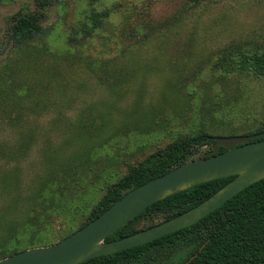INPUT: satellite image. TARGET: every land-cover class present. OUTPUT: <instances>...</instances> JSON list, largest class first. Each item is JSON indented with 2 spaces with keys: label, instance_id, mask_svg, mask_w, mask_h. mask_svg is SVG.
Listing matches in <instances>:
<instances>
[{
  "label": "rangeland",
  "instance_id": "rangeland-1",
  "mask_svg": "<svg viewBox=\"0 0 264 264\" xmlns=\"http://www.w3.org/2000/svg\"><path fill=\"white\" fill-rule=\"evenodd\" d=\"M91 9L108 15L82 37ZM34 10L19 46L11 16ZM234 43L264 48V0H0V250L66 236L128 164L206 121L264 120L263 78L209 66Z\"/></svg>",
  "mask_w": 264,
  "mask_h": 264
},
{
  "label": "trees",
  "instance_id": "trees-1",
  "mask_svg": "<svg viewBox=\"0 0 264 264\" xmlns=\"http://www.w3.org/2000/svg\"><path fill=\"white\" fill-rule=\"evenodd\" d=\"M37 3L43 7L47 0H37ZM40 15L41 12L34 10L11 16V34L19 46L27 45L39 37ZM107 15L108 9H91L88 14L89 24L80 27L82 37L91 35ZM67 39L71 40L72 36ZM209 66L211 70L224 75L249 73L264 79V48L257 51L237 43L230 44L214 52ZM241 115L238 118L234 112L228 111L206 121L194 133L156 148L142 159L128 164L121 176L106 185L74 230L96 217L127 190L191 159L208 156L215 136L238 135L240 132L237 130L247 128L244 126L250 117L247 114ZM254 122L252 128L240 134L260 133L256 139L264 138V120L255 119ZM213 126L225 132L212 133L207 127ZM218 150L224 149L219 147ZM232 177L229 175L208 180L157 200L106 236L105 240L117 239L171 218L208 197ZM25 248H12L8 251L2 249L0 259ZM179 251L183 253V258L174 264H264V178L247 185L187 227L76 264H166L165 261Z\"/></svg>",
  "mask_w": 264,
  "mask_h": 264
},
{
  "label": "water",
  "instance_id": "water-1",
  "mask_svg": "<svg viewBox=\"0 0 264 264\" xmlns=\"http://www.w3.org/2000/svg\"><path fill=\"white\" fill-rule=\"evenodd\" d=\"M260 133L219 135L206 157L191 159L127 190L96 217L61 239L0 259V264H76L151 241L187 227L247 185L264 178V138ZM219 147L224 150L219 151ZM233 175L208 197L148 228L105 240L151 203L190 186Z\"/></svg>",
  "mask_w": 264,
  "mask_h": 264
}]
</instances>
